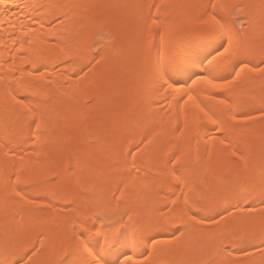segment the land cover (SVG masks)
<instances>
[{"label":"snow or ice","instance_id":"6c2138e0","mask_svg":"<svg viewBox=\"0 0 264 264\" xmlns=\"http://www.w3.org/2000/svg\"><path fill=\"white\" fill-rule=\"evenodd\" d=\"M14 2L0 0V105L16 114L0 119V186L16 208L0 264H158L162 251V264H264V156L247 150L264 143V0H25L18 34ZM125 42L127 104L86 136L62 131ZM142 94L158 124L117 137L143 119Z\"/></svg>","mask_w":264,"mask_h":264},{"label":"bare ground","instance_id":"6f19581e","mask_svg":"<svg viewBox=\"0 0 264 264\" xmlns=\"http://www.w3.org/2000/svg\"><path fill=\"white\" fill-rule=\"evenodd\" d=\"M25 0H15L14 4L8 6V14L12 17V23L17 25V34L19 30L20 21L23 20L24 24H27L29 21L24 20L21 9L23 8ZM94 3H109L113 2V0H92ZM132 2V0H129ZM176 2H184V0H176ZM191 2H197V0H191ZM233 2H246L259 4L261 0H233ZM25 12L28 10L25 9ZM120 15H131V12L121 13ZM5 7L0 6V19H5ZM253 27H258L260 21L259 12L256 11L252 18ZM113 31H116L120 24L118 22H113L111 25ZM0 35L6 36L7 33H0ZM9 47L11 44L9 43ZM43 44L39 41L34 44L33 48V56L39 57L41 55H45L46 53L43 51ZM0 50H2V45H0ZM132 57L131 49L127 42L119 46L118 50H114L110 56L108 63L101 66L98 69H94L98 75H103L105 77L104 86L100 89L98 98L92 103L90 106L83 108L80 115L79 124H77L72 115L69 113L67 121L64 122L61 126V130L67 132L68 134H82L87 135L90 131L94 129L89 128V124L95 126V122L97 117L100 119H105L108 117L115 106L127 104L128 101V89H127V73L129 72V64ZM257 55V59H258ZM85 85L82 87L79 95L83 97L85 93ZM147 85H145V88ZM257 91H259V83L256 85ZM150 98L146 94H142L139 97V102L143 106V119L137 124L136 122H132L127 128L123 127V122H121V127L117 131L116 135L119 137L120 135H125L129 139L135 136V139H139L140 135L149 129H151L154 125L158 124V119L152 115V110L154 106L149 107ZM0 119L5 121L15 120L16 114L11 111H6L3 105H0ZM159 130V129H157ZM111 130L109 135L106 138L100 140V143L97 145L98 149L103 153L112 142ZM247 150L250 152L251 159L253 162H259L262 156H264V143L260 141L258 136H254L247 144ZM3 189L0 186V224L7 225V222L11 220L12 216L16 212V208L13 206L12 202L5 203L2 195ZM142 195V193H140ZM19 219V217H17ZM15 243H23L26 239V236L23 234H13ZM6 239L5 231L0 229V242ZM191 245L193 248L197 247V241L193 239L191 241ZM165 252H161L159 254L158 264H162V261L166 259ZM44 259L43 257L41 258ZM224 257H221L223 260Z\"/></svg>","mask_w":264,"mask_h":264}]
</instances>
